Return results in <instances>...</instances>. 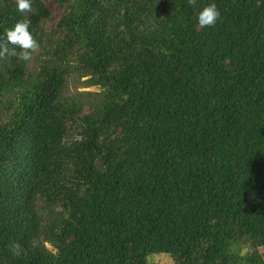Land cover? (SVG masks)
Wrapping results in <instances>:
<instances>
[{
    "label": "trees",
    "instance_id": "obj_1",
    "mask_svg": "<svg viewBox=\"0 0 264 264\" xmlns=\"http://www.w3.org/2000/svg\"><path fill=\"white\" fill-rule=\"evenodd\" d=\"M209 2L0 0V264H264V0Z\"/></svg>",
    "mask_w": 264,
    "mask_h": 264
},
{
    "label": "clouds",
    "instance_id": "obj_2",
    "mask_svg": "<svg viewBox=\"0 0 264 264\" xmlns=\"http://www.w3.org/2000/svg\"><path fill=\"white\" fill-rule=\"evenodd\" d=\"M190 2L194 3L195 0H190ZM16 8L19 12L30 10L31 0H16ZM219 17L220 9L217 7L215 0H210L209 3L200 9L197 16V23L201 27L214 26ZM30 23L31 21L28 19L17 21L13 27L6 29L4 32L7 43L18 46L20 49L19 53H17L16 48L11 49V54L19 55V57L24 60L29 58L28 50L35 49L38 46L37 41L30 32ZM4 41L5 40H0V56L9 52ZM10 248L14 256H20L24 252L21 245L14 241L11 242Z\"/></svg>",
    "mask_w": 264,
    "mask_h": 264
},
{
    "label": "rangeland",
    "instance_id": "obj_3",
    "mask_svg": "<svg viewBox=\"0 0 264 264\" xmlns=\"http://www.w3.org/2000/svg\"><path fill=\"white\" fill-rule=\"evenodd\" d=\"M58 19L57 15L55 14L49 24L56 21ZM264 249V248H262ZM247 248H244L246 251ZM150 264H189V258L186 254L182 255H173L170 253H163V252H154L149 255Z\"/></svg>",
    "mask_w": 264,
    "mask_h": 264
}]
</instances>
